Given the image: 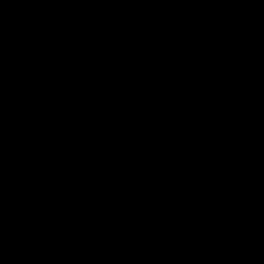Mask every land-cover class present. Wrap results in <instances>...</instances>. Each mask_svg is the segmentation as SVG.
Instances as JSON below:
<instances>
[{"label":"water","instance_id":"1","mask_svg":"<svg viewBox=\"0 0 264 264\" xmlns=\"http://www.w3.org/2000/svg\"><path fill=\"white\" fill-rule=\"evenodd\" d=\"M0 264H264V0H0Z\"/></svg>","mask_w":264,"mask_h":264}]
</instances>
